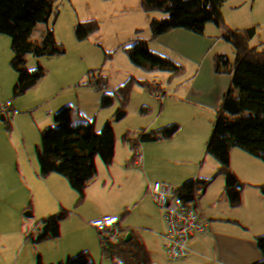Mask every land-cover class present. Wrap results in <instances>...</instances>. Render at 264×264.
<instances>
[{
    "label": "water",
    "instance_id": "1",
    "mask_svg": "<svg viewBox=\"0 0 264 264\" xmlns=\"http://www.w3.org/2000/svg\"><path fill=\"white\" fill-rule=\"evenodd\" d=\"M0 264H264V0H0Z\"/></svg>",
    "mask_w": 264,
    "mask_h": 264
}]
</instances>
